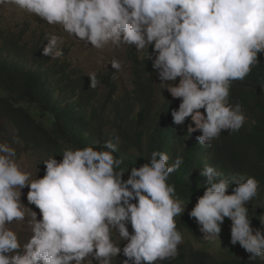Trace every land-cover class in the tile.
Returning a JSON list of instances; mask_svg holds the SVG:
<instances>
[{
  "label": "clouds",
  "instance_id": "obj_1",
  "mask_svg": "<svg viewBox=\"0 0 264 264\" xmlns=\"http://www.w3.org/2000/svg\"><path fill=\"white\" fill-rule=\"evenodd\" d=\"M3 4L59 26L95 49L135 46L137 53L144 52L152 62L153 81L160 78L167 94L181 101L171 112L173 125L184 127L190 117L187 131L202 133L196 137L200 145H210L222 130L237 132L244 125L241 105L229 103L230 88L249 75L264 53V0H0ZM46 39L42 55L61 57V37ZM111 65L122 68L115 59ZM90 80L95 87L94 74ZM14 142L20 143L19 138ZM103 149L65 148L61 161L49 157L43 161V177L33 179L16 148L0 142V264H112L121 252L126 257L122 264H156L178 256L183 235L175 218L186 204L167 181L183 158L177 156L170 165L167 153L153 151L125 180V172L116 171L122 164L114 155L117 145L108 141ZM200 175L207 187L188 215L204 239L219 238L227 217L231 243H239L253 261H264V231L253 230L246 207L257 196L259 181L244 175L224 179L212 166ZM25 187L27 202L41 218L31 210V235L22 243L9 225L26 221Z\"/></svg>",
  "mask_w": 264,
  "mask_h": 264
},
{
  "label": "trees",
  "instance_id": "obj_2",
  "mask_svg": "<svg viewBox=\"0 0 264 264\" xmlns=\"http://www.w3.org/2000/svg\"><path fill=\"white\" fill-rule=\"evenodd\" d=\"M24 40L23 34L0 25V110L13 119L24 139L60 160L65 148L91 145L104 150L103 145L111 141L117 145L114 155L122 160L116 171L125 172V180L132 167L150 160L153 151L167 153L170 165L180 156L183 163L167 182L182 202H197L203 195L206 177L200 172L206 166L223 173L224 179L255 177L258 194L246 207L252 223L264 226V53L258 54L244 80L231 84L229 103L241 105L244 125L237 132L222 130L220 137L202 146L196 139L202 133L187 131L190 117L184 127L173 125L171 112L181 101L170 94L154 93L152 62L147 56L134 59L140 79L135 94L114 100L116 87L105 80L111 96L102 104L98 83L92 87L90 77L71 70L63 56L42 55L47 42L33 39L29 44ZM108 102L115 104L109 106ZM235 186L230 184L227 193L232 194ZM178 253L173 260L156 264H264L260 258L250 259L252 254L240 258L236 251L223 259L206 250ZM125 259L121 252L112 264H122Z\"/></svg>",
  "mask_w": 264,
  "mask_h": 264
},
{
  "label": "rangeland",
  "instance_id": "obj_3",
  "mask_svg": "<svg viewBox=\"0 0 264 264\" xmlns=\"http://www.w3.org/2000/svg\"><path fill=\"white\" fill-rule=\"evenodd\" d=\"M0 25L8 27L14 32L21 33L25 37L24 42L31 44L33 39L39 42H47L46 37L50 34H54L61 37L62 43L59 47L63 50L62 59L69 63V68L74 70L78 74H84L88 77L95 75L98 81V91L101 103L105 104L108 96H111L108 91L105 80H110L116 87V93L113 95V99H121L123 96L133 95L137 88V83L140 79L136 75V65L134 59L145 55V53H137L135 46L127 47H114L112 45L106 46L104 49H95L87 46L84 42L69 36L67 33H63L59 26L49 25L45 21L34 15H26L15 9L14 6L9 4L0 5ZM147 50V49H145ZM144 50V51H145ZM118 60L122 68L117 71L112 65L111 61ZM179 78H177V83ZM109 82V83H110ZM154 93L155 94H167V89L163 87V81L160 78L155 77L154 80ZM149 94V93H148ZM117 100V101H118ZM116 101V102H117ZM132 102V99L130 98ZM115 103L108 102L107 105L111 106ZM110 109H112L110 107ZM116 110L117 108H113ZM113 114V113H112ZM113 131V130H111ZM14 137H18L20 143L14 142ZM0 142H7L11 144L17 150L18 158L25 168V170L31 172L32 178H42L45 174V165L43 161L53 156L57 161H61L52 152L47 149L38 147L37 145L30 143L24 139L19 132L13 119L5 115L0 110ZM28 188L22 189L21 201L26 207L30 209L26 210V221L20 224L13 223L9 227L17 231L21 242H26L31 235L30 229L27 224V220L31 217V210L37 213V219L41 218L39 209L35 205H31L27 202L26 196ZM180 201V200H179ZM186 204L185 212L179 217H176L177 229L183 235V243L178 246V251L181 252H193L196 250H207L213 256L218 259L225 258L228 253L236 251L240 253L239 257L248 256L250 253L246 252L239 243L233 245L231 243V221L225 217L223 224L221 225V233L219 238L215 240H205L204 234L197 229L196 221L194 218H190L188 212L195 206L197 202H182ZM253 230L260 229L264 231V226L261 228L252 223L249 217ZM129 232H132L130 224L128 225ZM115 239L117 244L121 243L118 239Z\"/></svg>",
  "mask_w": 264,
  "mask_h": 264
}]
</instances>
